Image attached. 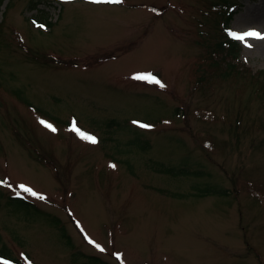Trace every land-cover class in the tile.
Segmentation results:
<instances>
[{
    "label": "rangeland",
    "instance_id": "1",
    "mask_svg": "<svg viewBox=\"0 0 264 264\" xmlns=\"http://www.w3.org/2000/svg\"><path fill=\"white\" fill-rule=\"evenodd\" d=\"M231 9L264 34V0H3L0 262L264 264V40L216 73Z\"/></svg>",
    "mask_w": 264,
    "mask_h": 264
},
{
    "label": "trees",
    "instance_id": "2",
    "mask_svg": "<svg viewBox=\"0 0 264 264\" xmlns=\"http://www.w3.org/2000/svg\"><path fill=\"white\" fill-rule=\"evenodd\" d=\"M253 1H256V0H253ZM2 3H3V0H0V6ZM230 13L231 14H228L224 20V26H225L224 28L226 29V32H228V33H229V28H230L229 25H230V22L232 20V14H234L235 11L231 10ZM239 47H240L239 43H237V41L232 39L230 37V35H227L226 40H223V42L219 43V45L216 49V53H218V55L223 56V58L218 60V57H214L211 60V67L214 69V71L216 73L219 72L221 69H222L221 71H224L226 69L224 71L225 73L223 75L228 77L231 74H237L240 72V70L237 69L235 63L230 62V61L234 62V60L237 59ZM226 58H230L231 60H229V61L226 60L224 62V65H223L222 60L226 59ZM253 76H255V75H253ZM261 89L264 90V80L261 83ZM263 93H264V91H263ZM167 172H173V169H170ZM181 172H184V171H181ZM210 192H212L211 189L206 187V189H204L202 191V194H206V193L208 194ZM221 193L227 194V191L221 192ZM221 193H219V194H221ZM253 196L255 198H257V200H259V196L257 194H254ZM12 205H14L15 207H18L19 209L24 210V211H28V210L33 208L35 210V212L40 213V211H38V209H36L33 205H31L30 203H28L27 201H25L22 198H17V197L12 198ZM59 222H60L59 219L54 218L55 224L59 225ZM60 230L62 232V236L67 240V242H69L70 237L67 234V232L65 231L64 227H62L61 225H60ZM0 257L7 259V260H10V261H14V262L18 261L15 257L12 256L11 251L5 246L0 248Z\"/></svg>",
    "mask_w": 264,
    "mask_h": 264
},
{
    "label": "snow or ice",
    "instance_id": "3",
    "mask_svg": "<svg viewBox=\"0 0 264 264\" xmlns=\"http://www.w3.org/2000/svg\"><path fill=\"white\" fill-rule=\"evenodd\" d=\"M64 2H68V0H64ZM89 3L92 4H121L123 2V0H88ZM37 27L39 28H43V25L40 24H36ZM229 35L232 39L237 40V41H241V42H246L248 39H257V40H264V34L255 31V30H249L246 32H236V31H230ZM248 47H251V45H247ZM134 80H139V81H143L149 84H156L159 87L163 88L165 87V85L152 73H138L135 74L132 77ZM40 123L48 128L51 131H56V129L49 123H47L44 120H40ZM133 123L138 124L139 127L141 128H149L150 125L148 124H144V123H139L134 121ZM71 131L77 133V135L84 140H87L89 143L91 144H96L98 141L96 139L95 136L86 134L84 132H82L76 125V122L73 121L72 123V127L70 129ZM109 167L115 169L116 165L115 164H110ZM19 191L16 192L17 196H21L22 193L36 197L38 199H45V197H43L42 195L36 193L32 188L25 186L23 184L18 185ZM79 227V225H78ZM85 239L88 241L89 244H93L99 251L103 252L105 251V249H103L99 244H97L96 242H94L93 240H91L89 237H85ZM118 260L121 259V257L119 256V254H117L116 257ZM0 264H5V262H0ZM26 264H31L30 261H27L26 258Z\"/></svg>",
    "mask_w": 264,
    "mask_h": 264
}]
</instances>
